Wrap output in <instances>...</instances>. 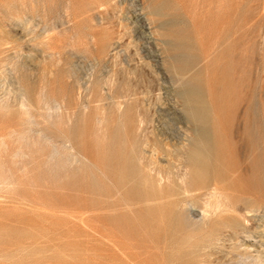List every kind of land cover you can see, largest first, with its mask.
<instances>
[{
	"label": "rangeland",
	"instance_id": "1",
	"mask_svg": "<svg viewBox=\"0 0 264 264\" xmlns=\"http://www.w3.org/2000/svg\"><path fill=\"white\" fill-rule=\"evenodd\" d=\"M107 1L0 0V264H264V0Z\"/></svg>",
	"mask_w": 264,
	"mask_h": 264
},
{
	"label": "bare ground",
	"instance_id": "2",
	"mask_svg": "<svg viewBox=\"0 0 264 264\" xmlns=\"http://www.w3.org/2000/svg\"><path fill=\"white\" fill-rule=\"evenodd\" d=\"M120 1V0H119ZM123 1V0H122ZM107 4H109L108 6H110V5H114L115 7H117V5H118V0H108L107 1ZM103 5V4H102ZM115 9V8H114ZM117 9H118V7H117ZM143 9H144V7L142 8V13H143ZM111 10H113V9H111ZM123 12V11H122ZM110 13V12H109ZM121 14V13H120ZM119 14V15H120ZM122 15H124V14H122ZM121 15V16H122ZM103 16H104V14H103ZM108 17H109V15H107ZM106 15H105V17H107ZM126 16V15H125ZM107 17V18H108ZM117 18V17H116ZM106 19V18H105ZM104 19V20H105ZM118 19V18H117ZM121 19V18H120ZM98 20V19H97ZM107 20H110L109 18L107 19ZM119 20V19H118ZM118 20H117V22H118ZM123 20V19H122ZM108 22V21H107ZM114 23V22H113ZM121 23H123V21L121 22ZM111 24V23H110ZM115 24H116V21H115ZM117 24H120V21L117 23ZM144 25V24H143ZM121 26V25H120ZM125 28V27H124ZM124 30V29H123ZM122 30V31H123ZM129 32V31H128ZM131 33V32H130ZM119 35V34H118ZM106 36V35H105ZM128 36H130V35H128ZM121 39V38H120ZM129 39V38H128ZM132 40V39H131ZM134 40V39H133ZM135 41V40H134ZM119 42V41H118ZM128 42H130V41H128ZM127 43V42H126ZM134 43V42H133ZM115 44V43H114ZM131 44V43H130ZM132 45V44H131ZM113 49V48H112ZM130 49V48H129ZM134 49V48H133ZM136 50V49H135ZM126 52V51H125ZM126 55V54H125ZM135 55H136V52H135V54H134V57H135ZM115 56V55H114ZM116 57V56H115ZM114 57V58H115ZM134 57H132L133 59H134ZM165 57V56H164ZM137 58H138V56H137ZM163 58V57H162ZM139 59V58H138ZM143 59V58H142ZM156 59V58H155ZM128 60V59H127ZM139 61V60H138ZM141 61V60H140ZM126 63V62H125ZM129 63V62H128ZM127 63V64H128ZM133 63V62H132ZM145 63V62H144ZM130 64V63H129ZM134 64V63H133ZM153 64V63H152ZM147 68V67H146ZM141 70V69H140ZM150 71V70H149ZM159 71V70H158ZM142 73V72H141ZM153 73V72H152ZM126 75H127V73H126ZM107 77V76H106ZM114 77V76H113ZM116 78V77H115ZM132 78V77H131ZM157 78V77H156ZM117 79V78H116ZM115 79V80H116ZM146 79V78H145ZM149 79V78H148ZM158 79V78H157ZM125 80V79H124ZM138 81V80H137ZM121 82V81H120ZM119 82V83H120ZM140 82V81H139ZM115 83V82H114ZM104 84H105V82H104ZM130 84V83H129ZM122 85V84H121ZM92 86V85H91ZM163 88H165V87H163ZM167 90V89H166ZM159 91V90H158ZM160 92V91H159ZM149 93V92H148ZM130 96H132V95H129V94H122V95H120V96H118V99L115 101L119 106L123 103V100H121V99H119V97H124L123 99H129L130 98ZM148 96V95H147ZM152 96V95H151ZM158 96V95H157ZM144 97V96H143ZM154 97V96H153ZM116 99V98H115ZM87 100V99H86ZM126 101V100H125ZM151 101V100H150ZM90 102V101H89ZM153 102V101H152ZM149 103V102H148ZM116 104V105H117ZM152 104V103H151ZM142 106V105H141ZM175 106V105H174ZM149 108V107H148ZM140 119V118H139ZM141 121V120H140ZM151 122V121H150ZM140 127V126H139ZM138 127V128H139ZM145 128V127H144ZM147 128V127H146ZM145 131V130H144ZM146 132V131H145ZM165 132V131H164ZM149 140V139H148ZM146 141V140H145ZM144 142V141H143ZM144 143H142V145H143ZM145 146H146V148H144V146H140L141 148H140V152H139V159L140 160H142V161H145V162H147V165H149V166H151L154 170L156 169V168H158L157 166H159L158 165V163H157V161L156 160H154L152 157H153V155L155 156V154H160L159 152L161 151L160 150V147L158 146V144L157 143H155V142H151L150 141V143H148V142H145ZM243 150V149H242ZM145 153H148V155L149 156H145ZM176 154V156H177V162L180 164V165H183V157H184V153L183 152H176L175 153ZM72 155H74V154H72ZM160 158V157H159ZM161 160V159H160ZM146 165V166H147ZM162 165V164H161ZM165 165H167V164H165ZM174 167V166H173ZM146 169V168H145ZM159 170V169H158ZM148 173V172H147ZM145 174V173H144ZM179 176H180V178H181V180H185V177H186V172H181L180 174H179ZM146 177V176H145ZM145 179V178H144ZM180 180V179H179ZM218 193H219V190H218V188H217V186H213L212 187V189L208 192V194L210 195V198L213 200V198H218ZM221 196V195H220ZM213 197V198H212ZM223 197H220V199H222ZM215 200V199H214ZM213 200V201H214ZM217 201H220L219 199H217L216 201H214L215 202V204H217L218 205V203H216ZM223 201H224V199H223ZM214 202H213V204H214ZM221 203V206H222V204H223V202H220ZM225 203H226V201H225ZM228 203V202H227ZM212 204V203H211ZM207 205V204H206ZM216 205V206H217ZM223 205H226V204H223ZM213 206V205H212ZM211 206V207H212ZM216 206L214 205L213 206V208L215 207V209H216ZM227 206V205H226ZM225 206V207H226ZM206 207V206H205ZM217 207H219V206H217ZM224 207V208H225ZM217 210V209H216ZM233 211V210H232ZM215 213V212H214ZM243 215V214H242ZM206 217V216H205ZM224 237V236H223ZM233 237V236H232ZM229 238V237H228ZM223 240V239H222ZM215 241V240H214Z\"/></svg>",
	"mask_w": 264,
	"mask_h": 264
}]
</instances>
